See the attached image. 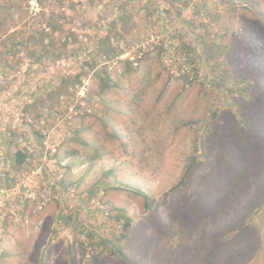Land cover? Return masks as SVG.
Returning <instances> with one entry per match:
<instances>
[{
    "label": "rangeland",
    "instance_id": "obj_1",
    "mask_svg": "<svg viewBox=\"0 0 264 264\" xmlns=\"http://www.w3.org/2000/svg\"><path fill=\"white\" fill-rule=\"evenodd\" d=\"M41 1L0 0V264H209L264 233V0ZM51 11L60 60L3 53ZM242 242L210 264H264Z\"/></svg>",
    "mask_w": 264,
    "mask_h": 264
},
{
    "label": "trees",
    "instance_id": "obj_2",
    "mask_svg": "<svg viewBox=\"0 0 264 264\" xmlns=\"http://www.w3.org/2000/svg\"><path fill=\"white\" fill-rule=\"evenodd\" d=\"M37 1L39 2V4H42L41 0H37ZM142 1L143 0L138 1L137 3H134V4L130 5V6H128L127 9L121 10L120 11V12H122V13H120L121 16H126L125 12H130V10L139 8L141 6ZM64 4L65 3L63 2V4H62L63 7L62 6L61 7H56L57 10L58 11L60 10V12H64V9H66V6ZM51 5H53V4H51ZM133 5H136V6L133 7ZM10 9L11 8H8V9H6V11L9 12ZM57 14L63 15L61 13H57ZM50 15H51V17L46 21L45 27L43 29L39 30L40 37H39L38 41H36L34 35L31 36L26 41L22 37H20V39L17 40L18 37H16L12 33L13 36L11 35V37H9V41H7V42H9V44L3 46V53L6 54V55H9L11 53V50H13L15 48L17 50L19 48L23 49V50L24 49L27 50L28 46L32 45V44L41 46L46 38H50L51 39L50 43L48 42L46 45H44V47H41V49H43V51L41 49H39L41 51V56L38 57L34 61V63H36V64L42 63L43 60H44V61H46V63L49 64V63H52L54 60H60L58 58L61 57L62 53L59 52V54H57V55L55 54L57 49L54 48L53 42H54V39H55L54 35H56V33H62L64 31L65 19L62 16H58V17L55 16V13L53 11L50 12ZM52 16L56 17V19L53 18ZM120 19L122 20L123 18L120 17ZM1 23L3 24L2 21H1ZM68 29L70 30L69 26H68ZM94 39H95L94 40L95 41V45H93V49L94 48H100V44H103V41H104L105 38H101L98 35H96ZM30 40H33L34 42L31 43ZM66 44H67V41H64V42L61 43L62 49H66L67 48ZM39 47H37V48H39ZM71 53L73 54V52H71ZM114 55L115 54H113V56ZM107 81H105V82L107 83ZM107 88H109V87L106 84L102 88V91L106 90ZM239 99H242V97H240ZM241 101L242 100H239V102H241ZM15 157H16L15 158V162H16L17 165L23 164L25 156L22 153L17 152L15 154ZM196 160L197 159H196L195 156L189 155L187 157L186 163H185V165L183 167V171H182L181 177H180L178 183L176 184V186L173 188V190L182 189V188L186 187L187 181H189L190 176L196 170V167H197ZM144 199L146 201L148 200V198L146 196H144ZM263 205H264V198L259 203H257V209H260ZM253 218L255 219V221L256 220L260 221L259 220L260 216L256 215V216H250L249 217V222ZM126 226L128 227V222L126 223ZM173 230H174V225H173V227L171 228V231H170V235H172L171 238L175 235V233H173ZM232 234H233V237H231V240H232L233 243H229L227 241V239H226L227 235H223V237H220L218 242L215 243V245L213 247V250H212L213 253L211 255V259L209 261V264L212 263L214 258L219 256L222 252H226L228 250V248L231 247V246H236V247H239V249H241L242 245H243L242 240L246 236H248V237L257 236V238H259L258 245L255 247L256 249L253 251V254H252L251 258L258 259V257L260 255L264 256V253H262V252H264V233L262 232V226L261 225H259V227H257L256 223L254 225H251V226L249 225L248 227H247V225H244V226L239 227L235 231H233ZM71 264H75L73 259L71 260Z\"/></svg>",
    "mask_w": 264,
    "mask_h": 264
},
{
    "label": "built area",
    "instance_id": "obj_3",
    "mask_svg": "<svg viewBox=\"0 0 264 264\" xmlns=\"http://www.w3.org/2000/svg\"><path fill=\"white\" fill-rule=\"evenodd\" d=\"M140 55H141V53H139L138 58L140 57ZM131 60H133V58H131ZM133 65H136V62H134Z\"/></svg>",
    "mask_w": 264,
    "mask_h": 264
}]
</instances>
